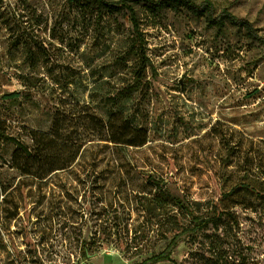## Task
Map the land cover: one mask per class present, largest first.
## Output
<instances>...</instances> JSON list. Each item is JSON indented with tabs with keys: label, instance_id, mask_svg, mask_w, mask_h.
Returning <instances> with one entry per match:
<instances>
[{
	"label": "rangeland",
	"instance_id": "1",
	"mask_svg": "<svg viewBox=\"0 0 264 264\" xmlns=\"http://www.w3.org/2000/svg\"><path fill=\"white\" fill-rule=\"evenodd\" d=\"M190 1L257 38L184 8L0 0V264H142L174 239L156 264H264V200L229 194H264V0ZM61 100L107 142L51 136ZM179 200L219 219L185 234Z\"/></svg>",
	"mask_w": 264,
	"mask_h": 264
},
{
	"label": "trees",
	"instance_id": "2",
	"mask_svg": "<svg viewBox=\"0 0 264 264\" xmlns=\"http://www.w3.org/2000/svg\"><path fill=\"white\" fill-rule=\"evenodd\" d=\"M99 6H104L105 8L112 9L117 8L118 5L126 7L131 15V20L135 22V11L130 5V3H143L152 12L157 13L162 9H179L184 8L196 16L207 15L208 22L210 25L217 26L221 28L226 22L242 28L246 31L247 35L253 39L257 38L255 30L250 22L238 19L234 15L228 13L227 11L222 12L217 17H213L210 13L211 4L205 1L200 6H196L190 0H120L117 3L106 2L105 0H94ZM147 63L149 64L148 60ZM145 70V65L143 66ZM64 104L68 105V108H64ZM60 109L56 110L54 115L51 117V124L48 127V133L60 142L68 143L71 145L88 143L90 147H100L102 143L107 142L106 138V125L105 121L100 115H98L91 107L87 105L80 104H68L64 100L60 101ZM86 153V152H85ZM83 155L82 157H84ZM247 192L250 195H255L264 200V194L259 192L254 186L250 184H239L235 186L229 194L234 192ZM177 204L191 217L193 227L189 230H184L183 233H190L200 231L205 229L210 224H215L219 219L218 216L210 219H201L195 216L189 209H187L183 203L179 200ZM231 221H235L234 214L231 212H223ZM223 215L220 214L219 217ZM176 239H174L169 248L163 251L149 260H146L142 264H156L161 261H171L170 249L176 246Z\"/></svg>",
	"mask_w": 264,
	"mask_h": 264
}]
</instances>
